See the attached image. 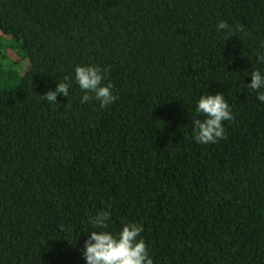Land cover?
<instances>
[{
  "label": "trees",
  "instance_id": "trees-1",
  "mask_svg": "<svg viewBox=\"0 0 264 264\" xmlns=\"http://www.w3.org/2000/svg\"><path fill=\"white\" fill-rule=\"evenodd\" d=\"M262 45L264 0H0V264H86L105 210L153 264H264ZM76 66L118 99L81 103ZM217 92L234 120L197 143Z\"/></svg>",
  "mask_w": 264,
  "mask_h": 264
},
{
  "label": "clouds",
  "instance_id": "clouds-1",
  "mask_svg": "<svg viewBox=\"0 0 264 264\" xmlns=\"http://www.w3.org/2000/svg\"><path fill=\"white\" fill-rule=\"evenodd\" d=\"M242 30V26H240ZM217 31H232L227 22L221 20L216 25ZM231 37L226 35L225 38ZM264 47V45H262ZM264 60V55L258 57ZM107 69L101 70L97 66H76L74 69L75 81L82 91L92 93L85 94L81 98V103L95 99L99 101L100 107L112 104L118 99L112 92V85H104L102 82ZM251 82L247 86L252 90L264 89V76L259 71L251 73ZM65 77V81H67ZM70 85L67 82L58 83L55 91H48L42 97L56 104L58 94L67 97ZM257 99L264 102V93L258 95ZM65 107H71L66 105ZM196 113L202 114L205 118L194 119V139L197 143L208 144L217 143L225 136L224 121L234 120L231 109L222 93L215 95H202L196 107ZM110 213L105 210L90 219L94 231L87 235L82 250L86 264H153L150 258L145 241L140 237L143 231L141 225L136 223L126 224L117 234L105 231L108 228L107 221ZM63 230V225L60 226Z\"/></svg>",
  "mask_w": 264,
  "mask_h": 264
}]
</instances>
